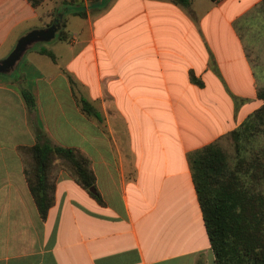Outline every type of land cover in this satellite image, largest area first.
<instances>
[{"label":"crops","instance_id":"obj_1","mask_svg":"<svg viewBox=\"0 0 264 264\" xmlns=\"http://www.w3.org/2000/svg\"><path fill=\"white\" fill-rule=\"evenodd\" d=\"M62 1L0 0V57L57 16L65 32L0 72V264H215L187 153L259 105L240 33L264 0ZM42 140L88 158L100 201L55 165L40 215L20 147Z\"/></svg>","mask_w":264,"mask_h":264},{"label":"trees","instance_id":"obj_2","mask_svg":"<svg viewBox=\"0 0 264 264\" xmlns=\"http://www.w3.org/2000/svg\"><path fill=\"white\" fill-rule=\"evenodd\" d=\"M40 1L29 0L32 5ZM62 4L72 13L83 12L70 0ZM57 37H65L62 28ZM37 50L53 58L48 49L38 46ZM19 92L27 108H32V93L22 85ZM255 94L259 105L235 127L187 153L215 264H264V85L257 86ZM82 102L81 107L90 112V104ZM20 149L25 159L26 184L41 216L53 200L51 169L55 165L66 169L91 196L101 200L89 160L78 149L47 140Z\"/></svg>","mask_w":264,"mask_h":264},{"label":"rangeland","instance_id":"obj_3","mask_svg":"<svg viewBox=\"0 0 264 264\" xmlns=\"http://www.w3.org/2000/svg\"><path fill=\"white\" fill-rule=\"evenodd\" d=\"M248 16L251 25L245 26L240 34L245 47L248 49L257 84L261 86L264 85V7L258 8L257 11L252 10ZM225 145H227V142Z\"/></svg>","mask_w":264,"mask_h":264},{"label":"water","instance_id":"obj_4","mask_svg":"<svg viewBox=\"0 0 264 264\" xmlns=\"http://www.w3.org/2000/svg\"><path fill=\"white\" fill-rule=\"evenodd\" d=\"M59 19L57 16L52 21L42 27H35L24 34H21L17 39L13 47L2 57H0V72L6 73L13 69L22 52L29 45L35 42L47 41L54 36L58 35L59 32Z\"/></svg>","mask_w":264,"mask_h":264}]
</instances>
